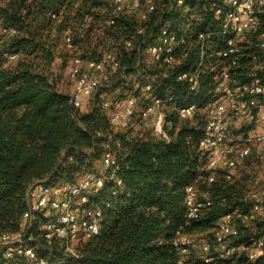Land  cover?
<instances>
[{"label": "trees", "instance_id": "1", "mask_svg": "<svg viewBox=\"0 0 264 264\" xmlns=\"http://www.w3.org/2000/svg\"><path fill=\"white\" fill-rule=\"evenodd\" d=\"M157 4L147 28L156 30L159 21L184 37L175 52L179 62L173 66L148 62L140 51L125 48L139 23L133 15L116 16L108 23V0H0V230L18 229L30 183L73 182L95 170L96 163L100 167L107 151L115 164L90 196L102 212L100 229L79 242L77 257L59 264H264V217L249 226L235 218L238 233L230 241L248 248L260 239L261 255H217L212 229L228 213L250 217L249 192L244 183L232 181L233 176L226 180L220 172L207 181L197 157L204 115L196 111L192 119H180L174 109L187 99L202 108L213 92L215 50L222 46L213 12L216 3ZM259 18L258 30L239 43L237 65L230 70L237 82L253 77L264 82V56L256 47L257 34L264 31V11ZM184 23L188 28L182 31ZM201 32L208 33L212 46L199 70V90L191 93L176 76L196 67ZM106 50L115 52L119 67L87 101L88 107H74L70 93L60 87L62 72L72 57L95 59ZM147 79L152 95L170 98L164 108L167 140L153 135L138 117L128 127H113L108 109L101 106V96L137 94ZM189 184L209 194L210 203L197 220L186 223L182 202ZM43 220L40 213L34 214L33 227ZM209 230V248L203 253L187 256L192 246L181 251L173 245L176 232ZM49 249L52 261L61 258L57 244Z\"/></svg>", "mask_w": 264, "mask_h": 264}, {"label": "built area", "instance_id": "2", "mask_svg": "<svg viewBox=\"0 0 264 264\" xmlns=\"http://www.w3.org/2000/svg\"><path fill=\"white\" fill-rule=\"evenodd\" d=\"M175 1L183 4L186 0ZM157 2L158 0H108L111 9L108 23H113L116 16H135L139 24L125 40V48L140 51L148 62L173 66L179 62L175 52L184 37L182 33L172 30L169 24H160L159 21L156 30L147 28L149 16L158 7ZM214 3L216 6L213 7V12L218 20V35L222 46L215 50L213 92L207 96L202 108L189 99L174 107L180 119L190 120L196 111L204 115L197 157L208 182L213 181L218 172L222 173L224 179H231L239 160L251 157L252 154L258 158L264 153V82L256 77L246 82H237L232 79L230 71L238 62L241 47L239 43L246 35L255 33L259 28V15L264 11V0H213ZM190 17L195 15L191 14ZM187 23L182 25V31L188 28ZM207 38L208 33L201 32L197 35L199 58L196 67L176 76L177 80L186 84L191 93L199 90V70L204 65L205 53L212 46ZM65 41L69 47V37ZM256 47L264 56V31L258 32ZM14 57L15 55L9 56ZM118 67L119 60L111 50L101 52L95 59L72 57L68 67V76L72 81L71 104L83 107L99 90L101 84L93 72H106L103 78L106 82L108 75ZM169 100L170 98L152 95L151 84L147 79L137 94L129 92L113 99L101 96V106L108 109V122L113 127H128L138 117L145 121L153 135L167 140L164 108ZM244 125H249L248 131L243 130ZM234 127H237L234 129L236 134H232ZM238 129H241L240 132ZM243 132H249L250 138H242ZM114 164L109 152L105 151L101 170L98 172L88 170L73 182L46 183L40 180L30 183L25 192L27 209L20 217L18 229L0 230V264H59L66 258L77 257L79 242L97 234L100 229L102 212L90 196L96 188L103 185L106 170H112ZM248 196L251 201L250 212L259 213L264 205V189L251 190ZM209 203V194L195 185H187L182 202L186 223L197 220ZM36 213H40L44 220L35 229L32 216ZM235 218L246 220L248 216L239 212L228 213L211 231L212 239L217 244V255L227 257L245 251L250 259L258 257L263 252L260 239L254 240L248 248L242 243L233 245L228 242L238 233ZM53 244L59 246L62 255L56 261L51 260L49 249ZM173 245L180 247L181 251L186 246L194 245L200 246L203 251L209 248L204 237L180 232H176Z\"/></svg>", "mask_w": 264, "mask_h": 264}, {"label": "rangeland", "instance_id": "3", "mask_svg": "<svg viewBox=\"0 0 264 264\" xmlns=\"http://www.w3.org/2000/svg\"><path fill=\"white\" fill-rule=\"evenodd\" d=\"M68 68H66L62 72V80L60 83V87L63 91L67 93H71L72 90V81L69 79L68 76ZM94 76H97L99 78V83L102 85L104 83L103 78L106 75L105 73H92ZM110 97H114L116 94H109ZM90 101V100H89ZM88 101V102H89ZM88 102L86 103V106L88 105ZM88 107V106H87ZM237 127H234L232 130V134H236V129ZM243 128V127H242ZM241 128V129H242ZM249 125H244L243 130L248 131ZM241 129H238L239 132ZM242 138H250L249 132L247 133H242L241 134ZM247 143V142H246ZM252 145V143H249ZM101 170V167H99V164L96 163L95 166V171L98 172ZM232 181H240L244 183L246 187V191L249 192L251 190H261L264 189V153L262 154L261 157L256 158L253 154L251 157L243 158L238 161L235 169L233 170V178ZM264 217L263 212L259 213H252L250 214V217H248L246 220L242 222L243 225L249 226L253 222L260 220ZM194 237L196 236H201L204 237L205 239L210 237V230L209 231H202V232H197V233H192ZM232 239L228 240L230 242ZM198 245H194L190 248H188V252L186 255H190L191 253L193 254H200L203 253V250L199 248Z\"/></svg>", "mask_w": 264, "mask_h": 264}]
</instances>
